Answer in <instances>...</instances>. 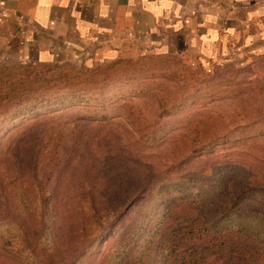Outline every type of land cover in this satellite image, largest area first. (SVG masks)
Wrapping results in <instances>:
<instances>
[{
	"label": "rangeland",
	"instance_id": "1",
	"mask_svg": "<svg viewBox=\"0 0 264 264\" xmlns=\"http://www.w3.org/2000/svg\"><path fill=\"white\" fill-rule=\"evenodd\" d=\"M154 56L51 63L109 67L84 76L97 101L1 119L0 224L17 246L0 238V264H264V135L236 140L264 122V36L218 61Z\"/></svg>",
	"mask_w": 264,
	"mask_h": 264
},
{
	"label": "crops",
	"instance_id": "2",
	"mask_svg": "<svg viewBox=\"0 0 264 264\" xmlns=\"http://www.w3.org/2000/svg\"><path fill=\"white\" fill-rule=\"evenodd\" d=\"M264 36V0H0V59H226Z\"/></svg>",
	"mask_w": 264,
	"mask_h": 264
},
{
	"label": "trees",
	"instance_id": "3",
	"mask_svg": "<svg viewBox=\"0 0 264 264\" xmlns=\"http://www.w3.org/2000/svg\"><path fill=\"white\" fill-rule=\"evenodd\" d=\"M162 55H157L156 57H161ZM154 55H147L139 58L143 60L145 58H153ZM123 59L116 60L112 65L118 64ZM45 67L53 71L50 77L43 78H30L29 75L22 73L11 74L7 70L0 72V121L2 118L10 116L14 109L19 110L18 112H24V109L34 108L32 110H37V107L45 106L49 104L51 100L57 99L56 104L48 105V108H57L64 106L66 98H74L79 103L87 101H97L98 95L92 94L88 96L86 94V88L92 87L95 89V85L87 82L84 76L97 75L100 70L104 71L109 67L103 69L98 67L97 69L82 71H69L67 68L59 67L58 65H52L51 63H46ZM27 76V77H26ZM47 79V80H46ZM24 106L26 108H24ZM59 106V107H58ZM63 109V108H62ZM238 132L239 137L236 140H245L251 136H263L264 135V122H254L248 124L244 127H240ZM217 139H213L212 142H216ZM25 182V179H20V182ZM239 188L240 179L234 186ZM243 193L254 194L258 196L260 193L254 189L245 190ZM21 205L24 211H31V205L26 200L22 201ZM206 225H212V222L207 220ZM194 226V230L202 229L204 226ZM5 228V235H0V238L8 240L9 246L12 247V251L15 253V246H17V236L15 233V228L11 224H0V229Z\"/></svg>",
	"mask_w": 264,
	"mask_h": 264
}]
</instances>
